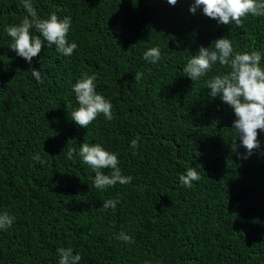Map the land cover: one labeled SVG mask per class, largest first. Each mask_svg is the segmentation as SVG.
<instances>
[{
	"label": "trees",
	"instance_id": "obj_1",
	"mask_svg": "<svg viewBox=\"0 0 264 264\" xmlns=\"http://www.w3.org/2000/svg\"><path fill=\"white\" fill-rule=\"evenodd\" d=\"M0 264H264V0H0Z\"/></svg>",
	"mask_w": 264,
	"mask_h": 264
}]
</instances>
